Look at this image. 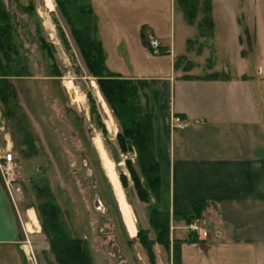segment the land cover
<instances>
[{
    "label": "rangeland",
    "instance_id": "1",
    "mask_svg": "<svg viewBox=\"0 0 264 264\" xmlns=\"http://www.w3.org/2000/svg\"><path fill=\"white\" fill-rule=\"evenodd\" d=\"M1 1L8 13L12 47L0 48V69L8 72L0 77L8 78L16 92L9 87L7 105L0 98V151L4 154L8 146L12 149L20 174L16 193L8 198L19 222L25 264H59L51 240L61 234L81 239L93 264H168L162 245L155 242L151 256L141 236L129 235L95 144L100 137L119 179L121 175L126 181L123 189L137 231L140 227L149 232L150 239L155 238L149 215L156 206V191L148 186L134 142L124 137L125 148L121 144L125 128L101 91L100 77L91 71V59L75 37L77 32L84 35L94 23L98 25L92 10L81 0ZM112 8L119 18L113 21L109 17L111 25L123 30L130 60H134V52L138 64L151 62L138 44L139 25L147 19L158 22L162 31L175 28L177 51H191L195 59L202 54L199 33L206 32L210 38L215 34L213 25L203 22L199 27L203 15L194 26H183L178 7L173 14L159 7L154 14L149 7L135 10V6L117 4ZM230 8L236 10L238 22L217 16L216 31L237 64L241 55L234 36L241 34L245 56L254 53L248 61L255 65L256 73L259 65L264 68V0H239ZM217 9L218 15L226 11L224 7ZM146 32L152 34L151 30ZM159 59L164 65L168 62V58ZM182 62L185 64L184 59ZM123 72L131 74L127 68ZM135 98L141 107L146 95L139 88ZM98 197L102 204L97 206ZM27 240L35 254L32 262L26 258Z\"/></svg>",
    "mask_w": 264,
    "mask_h": 264
},
{
    "label": "crops",
    "instance_id": "2",
    "mask_svg": "<svg viewBox=\"0 0 264 264\" xmlns=\"http://www.w3.org/2000/svg\"><path fill=\"white\" fill-rule=\"evenodd\" d=\"M199 1L211 5L215 29L211 38L199 33L202 54L195 59L191 51H177L175 28L162 31L158 22L147 19L139 25L138 44L151 62L138 64L134 52L130 60L123 30L111 25L109 17L119 18L114 5L135 6V10L149 7L152 14L157 7L171 14L178 7L183 26L191 27L204 13L199 12L195 24H190L178 0H81L98 20V25L93 23L108 70L135 82L146 81L140 89L146 95L142 106L152 114V149L160 169L154 208L169 214L168 264H264V68L259 65L255 73V65L248 61L254 53L245 56L239 32L234 36L241 55L237 64L216 31L217 16L238 22L230 6L239 0ZM218 7L226 11L218 15ZM150 38L160 41L158 55L151 50ZM159 58H168L167 64ZM125 68L131 74H125ZM173 115L190 124L183 129L172 127ZM2 155L0 151V264H25L19 222L1 173ZM194 215L207 219L212 231L209 239L192 237L186 217Z\"/></svg>",
    "mask_w": 264,
    "mask_h": 264
},
{
    "label": "trees",
    "instance_id": "3",
    "mask_svg": "<svg viewBox=\"0 0 264 264\" xmlns=\"http://www.w3.org/2000/svg\"><path fill=\"white\" fill-rule=\"evenodd\" d=\"M181 9L185 14V18L190 24H195L199 12L204 13V18L201 23L213 24L211 17V5H201L199 0H178ZM92 13V11H91ZM200 23V25H201ZM8 19V13L5 11L2 1L0 0V48H11V32ZM78 44L81 47L86 57L91 59L89 66L95 76H99V85L104 93L109 104L114 109L118 118L121 120L125 133L121 136V144L124 146V137L130 139L136 145L139 151V160L145 171V177L148 180L149 188H154L159 199L160 186V169L155 159L153 144V118L150 111L144 107H140L135 102V92L144 89L146 81L138 80L135 82L131 79H125L116 73L108 70L105 63V51L102 42L96 35V27L85 31L84 35L80 32L75 33ZM0 63V68L2 67ZM8 73L7 70L0 69V75ZM14 88L8 78L0 77V98L7 105L8 91ZM14 92L15 89H13ZM152 172V175L149 174ZM120 181L126 186V181L120 175ZM145 193L144 191H142ZM143 201L149 202L147 198H142ZM186 217V216H185ZM201 217L200 215L186 217V222L190 223L194 219ZM150 226L155 232V239H150L148 231L139 227L138 236L140 241L147 249L151 256H154L153 245L155 242L162 245L164 250L171 249L170 241V221L167 212L159 211L152 208L150 211ZM138 229V227H137ZM192 237L197 238L195 235ZM52 249L55 252L59 264H93L89 257L88 250L83 244V241L78 238H66L61 234L56 238H52ZM178 248V246H177ZM176 258L180 255L175 252Z\"/></svg>",
    "mask_w": 264,
    "mask_h": 264
},
{
    "label": "built area",
    "instance_id": "4",
    "mask_svg": "<svg viewBox=\"0 0 264 264\" xmlns=\"http://www.w3.org/2000/svg\"><path fill=\"white\" fill-rule=\"evenodd\" d=\"M151 50L154 54H158L160 52V41L157 38H150L149 40ZM190 124L189 121L183 120L180 116L173 115L171 119V125L172 127H176L179 129H183L187 127ZM2 160L4 161V178H5V184L7 187L8 192L12 196L13 193H16V187L20 174L17 170L18 166L16 163V159L14 156V153L11 150L5 151L2 155ZM190 232L197 237L198 240H207L211 237V229L208 226L207 219L203 217H199L194 219L192 222L189 223L188 226ZM215 235H218V233H215ZM26 246V258L29 260V262H32L34 260V252L31 248L30 241L27 240V243H25ZM29 247V248H28Z\"/></svg>",
    "mask_w": 264,
    "mask_h": 264
},
{
    "label": "bare ground",
    "instance_id": "5",
    "mask_svg": "<svg viewBox=\"0 0 264 264\" xmlns=\"http://www.w3.org/2000/svg\"><path fill=\"white\" fill-rule=\"evenodd\" d=\"M101 98H102V96H101ZM103 105L105 106L106 112L108 113V106H107L105 101L103 102ZM112 122H113V120H112ZM114 122H115V120H114ZM95 142H96L95 144H96V146L99 150V153H100V157H101V160L103 163L104 170L107 174L108 179L110 180L112 187H114L115 197H116V200L118 201L119 209L121 211V214H122L124 223L126 225L127 231L131 237H134L137 234V225H136V221H135V217H134L131 205L129 204L128 199L126 198L123 186H122L121 181L119 179V174L117 172L116 165L108 157L107 151H106V149L102 143L101 138L97 137Z\"/></svg>",
    "mask_w": 264,
    "mask_h": 264
},
{
    "label": "water",
    "instance_id": "6",
    "mask_svg": "<svg viewBox=\"0 0 264 264\" xmlns=\"http://www.w3.org/2000/svg\"><path fill=\"white\" fill-rule=\"evenodd\" d=\"M99 204H102L99 197L96 199V205L98 206Z\"/></svg>",
    "mask_w": 264,
    "mask_h": 264
},
{
    "label": "flooded vegetation",
    "instance_id": "7",
    "mask_svg": "<svg viewBox=\"0 0 264 264\" xmlns=\"http://www.w3.org/2000/svg\"><path fill=\"white\" fill-rule=\"evenodd\" d=\"M100 199V198H99Z\"/></svg>",
    "mask_w": 264,
    "mask_h": 264
}]
</instances>
